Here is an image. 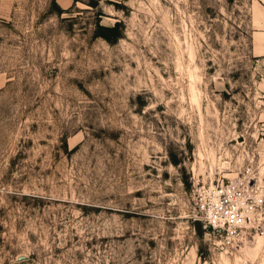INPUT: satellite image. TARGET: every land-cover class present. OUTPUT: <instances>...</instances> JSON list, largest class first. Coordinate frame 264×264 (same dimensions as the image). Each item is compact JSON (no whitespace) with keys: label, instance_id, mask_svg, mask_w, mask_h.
I'll use <instances>...</instances> for the list:
<instances>
[{"label":"rangeland","instance_id":"374dc122","mask_svg":"<svg viewBox=\"0 0 264 264\" xmlns=\"http://www.w3.org/2000/svg\"><path fill=\"white\" fill-rule=\"evenodd\" d=\"M63 4L0 0V264H264L185 201L264 164V0Z\"/></svg>","mask_w":264,"mask_h":264},{"label":"built area","instance_id":"2783aa9c","mask_svg":"<svg viewBox=\"0 0 264 264\" xmlns=\"http://www.w3.org/2000/svg\"><path fill=\"white\" fill-rule=\"evenodd\" d=\"M244 146L243 141L240 148L244 154L239 162L227 163L204 176L191 170V187L185 192L190 219L228 234L244 232L253 224L264 228V208L260 204L264 199V164L254 163V156H258L255 147ZM224 170L230 176L224 175Z\"/></svg>","mask_w":264,"mask_h":264},{"label":"bare ground","instance_id":"6f19581e","mask_svg":"<svg viewBox=\"0 0 264 264\" xmlns=\"http://www.w3.org/2000/svg\"><path fill=\"white\" fill-rule=\"evenodd\" d=\"M193 96V95H192ZM193 98H195L194 96H193ZM199 101V100H198ZM263 235V234H262ZM264 239V237L263 236H259V235H257L256 236V240H255V243H254V246H247L246 248H245V253L249 256V257H251V258H254L255 257V255H257V253H258V251H259V249H260V247H261V245H262V243H263V240Z\"/></svg>","mask_w":264,"mask_h":264},{"label":"trees","instance_id":"16d2710c","mask_svg":"<svg viewBox=\"0 0 264 264\" xmlns=\"http://www.w3.org/2000/svg\"><path fill=\"white\" fill-rule=\"evenodd\" d=\"M103 30L108 31L109 34L106 33H102V36L104 37V39H106L107 41H112L114 39H116L118 32H117V24H114L111 27H105L103 28ZM101 33V32H100ZM110 35H112V37H110Z\"/></svg>","mask_w":264,"mask_h":264},{"label":"crops","instance_id":"0c3cea01","mask_svg":"<svg viewBox=\"0 0 264 264\" xmlns=\"http://www.w3.org/2000/svg\"><path fill=\"white\" fill-rule=\"evenodd\" d=\"M59 1L62 3L63 6H67L68 5V4H66V5L63 4V2L66 1V0H59Z\"/></svg>","mask_w":264,"mask_h":264}]
</instances>
